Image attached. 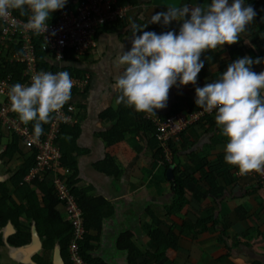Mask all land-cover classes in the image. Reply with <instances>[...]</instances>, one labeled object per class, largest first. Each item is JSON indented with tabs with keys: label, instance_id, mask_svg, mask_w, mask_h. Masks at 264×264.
<instances>
[{
	"label": "crops",
	"instance_id": "0c3cea01",
	"mask_svg": "<svg viewBox=\"0 0 264 264\" xmlns=\"http://www.w3.org/2000/svg\"><path fill=\"white\" fill-rule=\"evenodd\" d=\"M78 1L66 0L63 8H73ZM117 1L118 5L130 6L127 15L101 28L95 47L80 60L66 65L77 71H70L73 77L88 76L85 91L72 94L69 100L77 123L66 128L61 139L66 141L64 158L73 160L76 166L75 172L69 170V177L75 178L73 187L96 201L103 213L100 230L91 232L96 235L91 240L92 256L106 264H129V250L120 244L121 236L129 233V240L139 251L137 264H264V187L250 175L231 177L236 166L224 160L227 138L216 125L215 112L170 142L172 158L166 164L156 158L161 146L151 130L138 127L139 116L134 107H129V133L125 132L124 138L112 145H107L105 138L119 125V105L115 101L120 93L113 85L123 68L115 60L122 45L124 51L131 49L132 23H146L143 31L160 34L175 30L178 34L180 22L172 21L167 26L149 23L152 15L166 11L170 4L206 5L210 0ZM258 3L263 5L264 0H244V6L254 10ZM58 11L50 13L47 21L54 20ZM259 22L260 26L246 28L237 43L203 52L204 67L197 83L180 85L178 81L169 90L166 107L156 109L152 115L166 117L174 110L179 113L199 108L195 104V88L219 79L226 66L243 55L261 58L262 62L253 64L251 69L264 71V11ZM147 114L143 113V118ZM3 153L0 152V183H6L17 206L24 205L11 181L23 156L15 153L11 159H2ZM14 162L19 165L10 171L9 165ZM174 178L192 179V190L182 189L179 196L174 190ZM29 187L39 197L37 189ZM62 217L66 220L64 214ZM18 223L28 227L29 242L19 248L11 246L8 238L15 233V226L6 223L1 227L0 223V264H37L32 259L34 255L54 263L56 245L45 252L34 221L26 218L22 209ZM33 229L37 247L31 246ZM164 236H170L172 245L162 241Z\"/></svg>",
	"mask_w": 264,
	"mask_h": 264
},
{
	"label": "clouds",
	"instance_id": "9594fccd",
	"mask_svg": "<svg viewBox=\"0 0 264 264\" xmlns=\"http://www.w3.org/2000/svg\"><path fill=\"white\" fill-rule=\"evenodd\" d=\"M65 4L66 0H0V18L19 10L22 16L28 15L27 29L41 33L47 29L50 13ZM255 15L244 0H210L206 5L170 4L166 11L152 15L149 23L180 22L178 34L175 30L143 31L146 23L133 22L131 49L124 51L122 45L115 60L123 68L113 85L120 93L116 104L149 114L165 108L169 90L178 81L180 85L197 83L204 67L201 54L237 43ZM261 62L259 57L244 56L230 63L219 79L195 88V104L205 112L215 110L216 125L227 138L225 162L238 167L241 175L264 172V71L251 69ZM72 87L67 71L37 72L30 85L10 86L11 111L24 124L34 122V135L39 138L51 114L71 99Z\"/></svg>",
	"mask_w": 264,
	"mask_h": 264
},
{
	"label": "built area",
	"instance_id": "2783aa9c",
	"mask_svg": "<svg viewBox=\"0 0 264 264\" xmlns=\"http://www.w3.org/2000/svg\"><path fill=\"white\" fill-rule=\"evenodd\" d=\"M117 3V0H79L73 8L59 9L54 20L46 21L47 29L41 33L27 29L28 18H23L15 10H10L7 18H0V64L4 56L10 63L22 64L24 68L19 83L30 85L34 74L45 71L38 67L35 36L42 41L52 63L62 64L65 60V52L68 50L74 61L80 60L95 47L96 35L101 28L127 15L130 6ZM45 72L55 74L62 71L59 69ZM70 77L73 83L71 95L83 93L88 84V76ZM14 79V75L0 76V121L3 130L11 138L18 137L19 146L24 148L28 155L34 154V164L23 177V182L28 185L34 180L44 182L53 190L64 207L65 219L72 223L73 237L69 246L72 264H89L80 256L78 245V240L83 238L84 233L82 211L67 185L70 172L60 165L61 156L55 144L62 129L77 123L74 118V107L68 101L59 111L52 113L48 127L37 138L29 123L24 124L18 115L11 111L8 90L15 84ZM213 112L214 110L205 112L199 109L192 113L179 112L166 118L147 114L145 120L154 128L155 136L163 151L164 159L160 164L171 161L170 142L176 140L178 135L189 126ZM234 174L236 177L244 176L239 173V169ZM246 175L253 176L264 187V172L253 171Z\"/></svg>",
	"mask_w": 264,
	"mask_h": 264
},
{
	"label": "trees",
	"instance_id": "16d2710c",
	"mask_svg": "<svg viewBox=\"0 0 264 264\" xmlns=\"http://www.w3.org/2000/svg\"><path fill=\"white\" fill-rule=\"evenodd\" d=\"M252 2L254 3V1ZM257 5H258L257 9L255 8L256 10H254L256 12V15L252 23H250L247 26V29H253L256 26L261 25L259 20L261 18V14L264 11V4L261 5L258 3ZM258 14H260V16H258ZM34 44L37 53L38 67L40 70L57 71L60 69L61 71H67L69 74L70 71L77 72L76 70L66 66L69 65L70 62H73L72 54L69 50L65 52L64 62L60 65H57L55 63H52L51 59L48 58V52L46 51V49H44L42 41L37 36L34 37ZM201 60L204 62V56H201ZM227 67L228 66H226V68ZM23 68L24 67L22 66V64H14L6 61V58L4 56L0 64V76L7 77L9 75H14L15 84L19 83L20 75ZM129 109L130 108L126 107L124 104L119 105L118 114H116L120 116V120L118 122L119 125L114 127L105 136L107 145H112L113 143L121 141L124 138V133L130 131L129 128L130 125L128 124V122L129 123L131 122V119L129 118L131 112ZM199 109L200 108H197L195 110L190 109V112L188 113H192ZM143 113L144 112H137L139 116L138 127L142 130L145 129L151 130L152 134L154 135V139L160 146V143L158 142L155 136L154 128L147 120H145V118H143ZM176 113L178 112L174 110L173 114ZM202 119L200 121H202ZM50 120H51V116H50ZM49 123L42 125L43 131L46 130ZM33 124L34 122H29L30 128L34 131ZM66 132L67 130L65 128L61 130V134L55 140V144L58 147L61 156L60 165L75 172L76 166L74 164V161L71 159L69 160L64 158L65 151L63 149V146L66 144V141L62 140L61 138L65 137ZM11 139H12L11 143L7 146L5 152L1 155L2 159L5 158L11 159L15 155V153H19L21 156H24L23 154H25V152L19 149L20 147H19L18 137L14 136ZM3 142H4V131H3L2 123L0 121V146H2ZM171 144L172 143H170V147H172ZM157 150L158 151L156 154V158L162 159L161 161H163L164 155L162 154L161 147H159ZM33 155L34 154L32 153L30 155H27V158H25L23 163L19 165L17 172L11 178L12 184L16 187V195L20 196V198L24 202V205L20 204V206H17L12 201V197L9 195V189L6 183H0L1 227L5 226L6 223H12L15 226L16 229L15 233L8 238V243L11 246L19 248L28 244L30 239L29 229L28 227L18 223L19 209H22L25 212L26 218L32 219L34 221L37 232L42 239L41 244L45 252L46 251L50 252L54 245L59 246L61 257L64 261V264H72L69 253V246L71 239L73 237L72 236L73 227H72V223H69L67 220H64L62 217V214L65 215L64 207L58 201L53 190L48 188L44 182H37L36 180H34L30 183V185H33L37 189L39 193V197H37L33 192L29 190L30 187L28 184L23 182V177L26 175L28 170L34 164ZM164 164H166V162H164ZM237 169L238 167H234L232 169V171L230 172L231 177L234 175ZM174 172H176V169H174ZM72 176L73 175H71L68 178L67 185L70 189L71 194L75 197L77 205L82 211V220L84 227L83 238L81 240H78L80 256L89 264H106L101 258L92 256L93 244L91 240L96 238V235H94L93 233L98 232L100 230L101 217L103 214L100 211L101 206H99L96 203V201L89 198L88 196H83L80 191L76 190L73 187L75 178H73ZM173 182H174V190L178 192L179 196L181 195L182 189L192 190L193 184H192V179L190 178L186 180H176V178H174ZM8 202H11L12 205H9L10 203ZM129 238H130L129 233L123 234L120 238V244L122 246H126L127 249L129 250V257H128L129 264H137L136 259L137 256L139 255V251L129 240ZM162 241L167 245H172L170 244V242L172 241V239H170V236H164ZM32 259L37 264H50L49 261L37 255H34Z\"/></svg>",
	"mask_w": 264,
	"mask_h": 264
},
{
	"label": "water",
	"instance_id": "95a60500",
	"mask_svg": "<svg viewBox=\"0 0 264 264\" xmlns=\"http://www.w3.org/2000/svg\"><path fill=\"white\" fill-rule=\"evenodd\" d=\"M168 171L170 173L171 169H169ZM31 238L33 239L31 246L33 245L32 247H37L38 240H37V236L35 234L34 229H33ZM53 257H54V263H52V264H64L63 259L61 257L59 246L54 247Z\"/></svg>",
	"mask_w": 264,
	"mask_h": 264
},
{
	"label": "rangeland",
	"instance_id": "374dc122",
	"mask_svg": "<svg viewBox=\"0 0 264 264\" xmlns=\"http://www.w3.org/2000/svg\"><path fill=\"white\" fill-rule=\"evenodd\" d=\"M4 131V142H3V144H2V146H0V152L2 151V152H5V150H6V148H7V146L11 143V136L10 135H8L7 134V132H5V130H3ZM9 137V138H8ZM10 141H9V140ZM23 150H24V148H23ZM24 151H26V150H24ZM26 154V155H25ZM25 154H23L24 156L23 157H21L20 159H21V163H22V161H24L25 160V158H27V153L25 152ZM18 165H19V163H16V162H14L13 164H10L9 165V167H10V171L12 170V168L15 170V168H17L18 167ZM11 173H13V171L11 172Z\"/></svg>",
	"mask_w": 264,
	"mask_h": 264
}]
</instances>
